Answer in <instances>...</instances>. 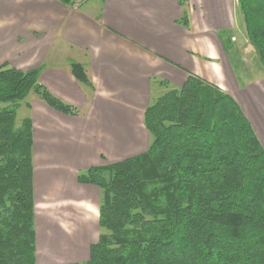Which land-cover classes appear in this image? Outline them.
Returning a JSON list of instances; mask_svg holds the SVG:
<instances>
[{"label":"crops","instance_id":"1","mask_svg":"<svg viewBox=\"0 0 264 264\" xmlns=\"http://www.w3.org/2000/svg\"><path fill=\"white\" fill-rule=\"evenodd\" d=\"M70 3L0 0V66L38 72L52 96L79 112L66 116L38 99L22 104L32 133L36 264L88 260L99 235L100 192L77 175L146 153V108L189 74L230 95L264 148V77L238 86L228 55L236 0H187L185 8L179 0ZM184 12L188 27L180 25ZM75 64L91 88L71 74ZM48 203L72 213L70 234L48 220Z\"/></svg>","mask_w":264,"mask_h":264},{"label":"trees","instance_id":"2","mask_svg":"<svg viewBox=\"0 0 264 264\" xmlns=\"http://www.w3.org/2000/svg\"><path fill=\"white\" fill-rule=\"evenodd\" d=\"M236 4L264 72V0ZM70 72L91 88L80 65ZM31 97L79 115L38 72L0 66V264H36L31 123L16 120ZM143 124L146 153L77 175L100 192L98 239L81 264H264V148L237 102L189 74L146 108Z\"/></svg>","mask_w":264,"mask_h":264},{"label":"rangeland","instance_id":"3","mask_svg":"<svg viewBox=\"0 0 264 264\" xmlns=\"http://www.w3.org/2000/svg\"><path fill=\"white\" fill-rule=\"evenodd\" d=\"M231 38L233 39L230 47L229 54L231 62L234 67V72L238 80V86H242L248 82H252L255 79L264 77V72L259 66L256 52L252 45L248 42L243 24L240 16L236 13V19L234 22V29L230 33ZM232 56V58H231ZM164 88V87H163ZM35 97L29 98V100H34ZM155 100V99H154ZM28 117L27 110L25 106H19L16 111V120L19 122L23 118ZM264 135V132H262ZM264 141V138H262ZM44 209H50L46 212L48 220H50L55 226H58L64 233L70 234L71 229L75 227L73 222V216L70 211H66L64 208H58V205L53 203H48ZM40 206V209L43 208ZM62 207V206H61ZM83 215V212L80 211V216Z\"/></svg>","mask_w":264,"mask_h":264}]
</instances>
